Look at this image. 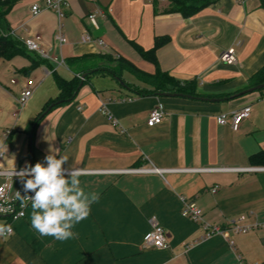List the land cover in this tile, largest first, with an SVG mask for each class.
Masks as SVG:
<instances>
[{
    "label": "crops",
    "instance_id": "0c3cea01",
    "mask_svg": "<svg viewBox=\"0 0 264 264\" xmlns=\"http://www.w3.org/2000/svg\"><path fill=\"white\" fill-rule=\"evenodd\" d=\"M168 6L169 0H70L62 18L68 40L60 49L54 47L58 16L53 10L26 19L30 29L21 37L40 34L50 54L65 59L107 52L148 73H155L157 65L135 43L148 50L157 36H168L156 50L161 69L181 81H194L201 93L226 95H201L220 100L144 95L126 86L151 88L129 70L123 71L124 84L110 73L94 74L74 100L52 108L37 123L31 164L30 123L59 94L52 70L62 74L63 66L69 71L63 76L74 74L51 59L29 69V58L27 67L13 72L17 83L10 80L18 93L5 87L13 101L0 111V120L11 122L0 128V168L25 169L58 149L69 157L64 168L79 170L82 187L98 193L99 201L72 229L77 236L63 242L31 227V203L23 218L3 214L0 226L10 223L14 232L0 235V264H264V165L250 161L253 153L264 150V92L230 98L264 65V6L261 0H216L189 17L167 12ZM86 30L93 40H82ZM231 46L237 61L227 64L220 54ZM26 78L37 82L39 97L36 101L32 96L18 110L16 99ZM50 78L57 90L43 88ZM158 104L166 116L150 126L147 118ZM249 104L252 112L238 129L218 122L221 113ZM4 181L0 176V184ZM9 181V196L16 198L21 180ZM182 198L194 201L211 225L229 230L235 221L252 228L207 235L200 221L183 215ZM151 218L165 228L168 247L145 244Z\"/></svg>",
    "mask_w": 264,
    "mask_h": 264
},
{
    "label": "trees",
    "instance_id": "16d2710c",
    "mask_svg": "<svg viewBox=\"0 0 264 264\" xmlns=\"http://www.w3.org/2000/svg\"><path fill=\"white\" fill-rule=\"evenodd\" d=\"M214 1L216 0H169V6L166 11L180 12L185 17H189L198 13L200 10L213 3ZM17 2L18 0H0V59L10 60L17 55L27 56L31 59L32 62L29 69H33L40 63L48 62L49 60L42 58L41 56H38L36 54V56L33 55L32 52L27 49L26 45L20 38L9 34L10 30H12V27L8 20V14ZM261 4L262 6H264V0H261ZM168 40V36H157L155 38L153 47L148 50H145L140 45L135 43V46L140 54L144 58L154 62L157 65L155 73H148L139 69L130 60L123 56H117L115 57L116 59H114L111 53H85L68 56L67 58H65V63L74 75L71 78H67L60 74L56 68L52 70V76L59 89V94L53 98H50L46 102L43 109L45 110L52 103H55V105L53 106L54 108L60 104L69 102L68 99L72 97H74V100L79 92L81 75L85 72H88V75L86 76L83 85L87 83L90 77L94 74L110 73L115 77H122L123 71L129 70L137 77L148 83L151 88H138L137 86L131 85L127 82L126 86L134 87L137 89L138 93L144 95L157 94V92L167 91L168 85H174V89L172 91L187 95H226V93H201L198 91L197 85L194 81H181L168 72L163 71L158 64L156 50ZM104 60L106 63H115L113 65H106L104 63ZM262 82H264V65L249 78L248 84L245 86V89ZM259 91L264 92V88L260 89ZM58 100L62 101L60 103H57ZM36 120H33L30 123V129L32 128ZM250 161L253 165H264V150L253 153L250 156Z\"/></svg>",
    "mask_w": 264,
    "mask_h": 264
},
{
    "label": "built area",
    "instance_id": "2783aa9c",
    "mask_svg": "<svg viewBox=\"0 0 264 264\" xmlns=\"http://www.w3.org/2000/svg\"><path fill=\"white\" fill-rule=\"evenodd\" d=\"M70 5V0H44L43 4H33L31 6V13L33 16H37L40 14L44 9H51L53 10L57 16H58V24L56 27V32L54 35V47L55 48H61L62 45L67 41V38L63 32V22L62 18L65 16V10ZM95 14H90L89 17H94ZM9 34L14 35L18 37L15 34V31L12 29L10 30ZM20 38L24 44L26 45L27 49L31 52H36L45 59H51L53 60L57 65H64L65 66V59L62 57V55H56V54H50V52L46 51L44 49L43 44V38L40 34H34L29 35L26 37H18ZM82 40L83 41H90L93 40L91 34L89 31H85L82 34ZM101 45H105V42L102 39L98 40ZM221 61L227 63V64H234L237 61L236 57V48L235 46H231L223 50L220 54ZM12 83H17L16 78L11 79ZM37 82L33 78H26L24 81V84L21 88L20 94L18 98L16 99V106L19 109H22L27 102L30 100V98L33 96L36 88H37ZM252 112V106L246 105L239 109L230 111L228 113H221L218 116V122L220 124H230L233 129H238L240 123L247 118ZM166 113L163 108L162 104H158L155 107H153L150 110L149 116L147 118V123L150 126H153L155 124H158L163 121L165 118ZM116 120H114L115 122ZM10 130H7L5 133V139L8 138L10 135ZM4 155V151L2 149V146H0V157ZM23 169H2L0 168V176H5L6 181L2 182L0 184V214H7L11 216L12 219H18L23 218L26 215V208L31 203L28 200H22L16 198H11L9 196V191L11 188V182L9 181L12 178H19L16 175V172H20ZM217 187V186H216ZM213 188V192L216 191L217 188ZM24 192V186L21 181V187L19 193L24 196L28 195L31 196L33 193H23ZM183 200V207H182V213L184 216L190 218L193 221L201 222L204 226V228L207 230V235H210L212 233H222L226 236H228L229 231H232L233 233L247 231L252 228L251 225H238L235 223V221L232 224V227L228 230L223 229L220 226L217 225H211L210 223L206 222L203 219V210L194 202L190 200H186L185 198H182ZM152 228L148 232L145 240V244L149 246H154L157 248H165L169 246L168 236L165 228L159 224V222L155 218H151L150 220ZM4 228H11V232H6L2 236H8L14 232L13 226L8 223L4 226Z\"/></svg>",
    "mask_w": 264,
    "mask_h": 264
},
{
    "label": "clouds",
    "instance_id": "9594fccd",
    "mask_svg": "<svg viewBox=\"0 0 264 264\" xmlns=\"http://www.w3.org/2000/svg\"><path fill=\"white\" fill-rule=\"evenodd\" d=\"M68 159L67 154L50 149L43 163L16 172L25 193H33L31 196L17 193L18 199L31 202V227L41 236L61 242L77 236L72 229L89 217L91 205L99 201L98 193L86 192L82 187L79 170L64 168ZM6 232H11V228L0 226V235Z\"/></svg>",
    "mask_w": 264,
    "mask_h": 264
},
{
    "label": "rangeland",
    "instance_id": "374dc122",
    "mask_svg": "<svg viewBox=\"0 0 264 264\" xmlns=\"http://www.w3.org/2000/svg\"><path fill=\"white\" fill-rule=\"evenodd\" d=\"M32 1L33 0H20L10 13L9 21L13 24L12 29H14L15 34L19 37L23 36V32H25L26 29H30V26L27 23L26 19H28L32 15V13H30V6H31ZM43 2H44V0H37L35 3L42 5ZM24 22H25V24L21 25L19 27V25L24 23ZM67 47H68V42L63 46L64 56L67 55V51H68ZM53 52H55V51H53ZM111 55L113 56L114 59H116L115 57H117V56H115L113 54H111ZM28 62H29V57L22 56V55H17L10 60L0 59V111L3 108H5V106H3L4 104H7L9 101H13V94H17L19 91L17 85L10 83L11 77L14 74L13 72L16 71L17 69H23V68L27 67ZM104 63L106 65H113L115 62L114 63H111V62L106 63L104 60ZM59 71L62 74H69V71L66 69V67H63V66L59 67ZM20 85H21L20 86V88H21L22 83H20ZM52 86H53V88H56V87H54L55 85H53V81L50 78L45 83L43 88L49 90ZM5 87H9L10 92H12L13 94L9 93ZM56 90H57V88H56ZM51 93H54V95H55V92H51ZM38 97H39V93H38V91H36L33 94L32 100L37 101ZM27 104H30V100L28 101ZM9 121H11V120H9ZM10 123L11 122H6L5 120H0V128H5L6 126H11Z\"/></svg>",
    "mask_w": 264,
    "mask_h": 264
},
{
    "label": "water",
    "instance_id": "95a60500",
    "mask_svg": "<svg viewBox=\"0 0 264 264\" xmlns=\"http://www.w3.org/2000/svg\"><path fill=\"white\" fill-rule=\"evenodd\" d=\"M88 75V72H85L81 75V82H80V86H79V90L81 89V87L83 86V83H84V80L86 78V76ZM119 82H121L122 84H124V81L122 80L121 77L117 76L116 77ZM168 90L167 91H161V92H157L158 95H178V96H188V97H196V98H201V99H212V100H220L221 98H208V97H204V96H193V95H187V94H183V93H179V92H174L172 91L174 89V85H168L167 86ZM264 88V82L260 83V84H257L255 86H251V87H248L236 94H233L230 96V98H234V97H237L239 95H243L245 93H248V92H253V91H256V90H260V89H263ZM74 97L72 98H69L68 101H72ZM224 99H227V98H224ZM62 100H58L57 103H60ZM55 105V103H52L51 105H49L38 117V119L35 121V123L33 124L32 128H31V134H30V154H29V160H30V163L32 164L33 162V132L37 126V123L38 121L43 118L52 108L53 106ZM25 193V191L23 192ZM3 214H0V216H2Z\"/></svg>",
    "mask_w": 264,
    "mask_h": 264
}]
</instances>
